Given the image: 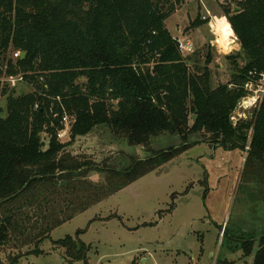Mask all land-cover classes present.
I'll return each instance as SVG.
<instances>
[{
  "label": "trees",
  "instance_id": "obj_1",
  "mask_svg": "<svg viewBox=\"0 0 264 264\" xmlns=\"http://www.w3.org/2000/svg\"><path fill=\"white\" fill-rule=\"evenodd\" d=\"M182 1L0 0V99L6 98L0 116V248L9 251L8 264L41 254L39 246L54 228L197 142L246 151L242 179L264 181V94L253 119L231 121L248 93L245 83L256 85L264 74V0H239L235 12L224 8L246 62L231 82L214 88L211 57L199 67L166 27L164 20ZM207 22L200 18L191 25ZM15 51L25 56L12 59ZM226 57L236 65V56ZM16 75L34 90L15 96L1 79ZM65 115L73 121L69 140L62 141L58 130ZM94 128L107 131L111 141L141 146L148 156H131L119 167L122 158L97 162L70 150ZM167 134L179 143L152 146V138ZM82 231L53 241L66 264L88 263L90 245L78 238ZM255 237L233 236V249L249 254L256 243L252 264H264V233Z\"/></svg>",
  "mask_w": 264,
  "mask_h": 264
},
{
  "label": "rangeland",
  "instance_id": "obj_2",
  "mask_svg": "<svg viewBox=\"0 0 264 264\" xmlns=\"http://www.w3.org/2000/svg\"><path fill=\"white\" fill-rule=\"evenodd\" d=\"M237 1L183 0L164 20L183 46L182 54L192 56L199 67L211 57L208 68L213 88L231 82L237 67L246 62L239 42L229 47L233 39L231 44L226 43L219 30V45L216 35L217 29L229 25L224 8L235 12ZM207 11V23L191 25ZM226 55L236 56V65ZM1 81L7 82L4 78ZM257 83L264 87V78ZM9 87L15 96L35 88L23 77ZM5 104L3 96L2 117ZM241 112L251 120L255 109ZM69 137L70 133L60 139L67 141ZM178 143L177 136L171 134L152 138L156 149ZM70 150L85 153L97 162L105 157L122 158L119 167L126 166L131 156H148L141 146L111 141L102 128H94L89 135L77 139ZM246 153L224 150L205 141L192 144L161 167L54 228L39 246L41 254H26L17 264H66L62 250L55 249L53 241L65 235L74 236L79 229L83 231L78 238L90 245L87 264H216L218 260L252 264L257 244L254 243L251 253L243 254L240 249H233L231 240L241 232L255 238L264 233V181L242 179ZM90 177L95 179L97 175ZM223 225L227 230L224 238L219 235ZM8 253L0 248V264H8Z\"/></svg>",
  "mask_w": 264,
  "mask_h": 264
},
{
  "label": "built area",
  "instance_id": "obj_3",
  "mask_svg": "<svg viewBox=\"0 0 264 264\" xmlns=\"http://www.w3.org/2000/svg\"><path fill=\"white\" fill-rule=\"evenodd\" d=\"M208 17H210V13L209 11H207V15H203L202 19H207ZM233 40V44H231V46L233 47L234 45L236 46L237 42H238V38L235 37V35H233L232 37ZM179 41V40H178ZM186 45V44H185ZM183 48V46H181V43L179 42V48ZM186 49H188L187 47H185ZM181 50V49H180ZM20 54L21 51H15L12 53L11 58L12 59H16V58H20ZM20 75H16V76H9L6 79V81L8 82V84L10 86H14L16 84L17 81L21 80ZM264 78V74H262L261 78L259 79V82ZM261 85L256 83V85L252 82H248L245 83L244 88L246 89V91L248 92L246 96L242 97L239 101L238 104L236 106V108L234 109L235 111L233 112L232 116H231V121L233 125H236V123L238 122L239 119L241 118H246L245 117V113L241 112L242 110L244 111L245 109H256L260 100L263 97L264 94V87H260ZM256 88V89H255ZM242 109V110H240ZM73 118L71 116L65 115L62 119V128H60L58 130V137L60 139V137L71 133L70 132V127L72 124ZM249 146L246 145V149H248ZM223 230H224V225L221 226L220 228V234H223Z\"/></svg>",
  "mask_w": 264,
  "mask_h": 264
},
{
  "label": "bare ground",
  "instance_id": "obj_4",
  "mask_svg": "<svg viewBox=\"0 0 264 264\" xmlns=\"http://www.w3.org/2000/svg\"><path fill=\"white\" fill-rule=\"evenodd\" d=\"M216 35L218 36V33L216 32ZM233 31H232V29H231V27L230 26H227V27H225L224 29H222L221 30V36H222V38L224 39V41L226 42V43H228V44H231V42H232V37H233ZM234 40V39H233ZM219 45H220V43H219ZM229 47H232V46H229Z\"/></svg>",
  "mask_w": 264,
  "mask_h": 264
},
{
  "label": "water",
  "instance_id": "obj_5",
  "mask_svg": "<svg viewBox=\"0 0 264 264\" xmlns=\"http://www.w3.org/2000/svg\"><path fill=\"white\" fill-rule=\"evenodd\" d=\"M25 56V52L24 51H21V54H20V57L22 58V57H24ZM27 183L28 182H26L24 185H23V189L26 187V185H27ZM22 189V190H23ZM258 238H255V240H257Z\"/></svg>",
  "mask_w": 264,
  "mask_h": 264
},
{
  "label": "crops",
  "instance_id": "obj_6",
  "mask_svg": "<svg viewBox=\"0 0 264 264\" xmlns=\"http://www.w3.org/2000/svg\"><path fill=\"white\" fill-rule=\"evenodd\" d=\"M226 26H229V25H226ZM223 27H224V26H223ZM218 28H219V27H218ZM222 29H223V28H222ZM222 29H217L216 32H218L219 30H222ZM217 38H218V42H219V43H222V42L220 41L219 34H218ZM237 44H238V42H237ZM237 44H236V45H237Z\"/></svg>",
  "mask_w": 264,
  "mask_h": 264
}]
</instances>
